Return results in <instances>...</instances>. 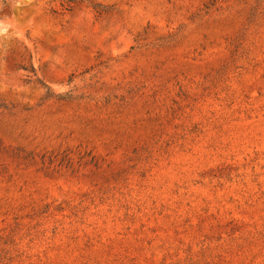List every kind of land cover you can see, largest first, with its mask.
<instances>
[{
    "label": "rangeland",
    "instance_id": "1",
    "mask_svg": "<svg viewBox=\"0 0 264 264\" xmlns=\"http://www.w3.org/2000/svg\"><path fill=\"white\" fill-rule=\"evenodd\" d=\"M0 264H264V0H0Z\"/></svg>",
    "mask_w": 264,
    "mask_h": 264
},
{
    "label": "trees",
    "instance_id": "2",
    "mask_svg": "<svg viewBox=\"0 0 264 264\" xmlns=\"http://www.w3.org/2000/svg\"><path fill=\"white\" fill-rule=\"evenodd\" d=\"M30 67H31L32 70H34V66L33 65H31Z\"/></svg>",
    "mask_w": 264,
    "mask_h": 264
}]
</instances>
